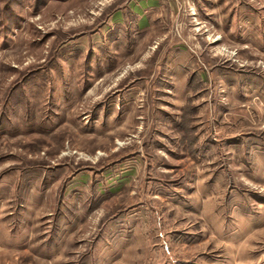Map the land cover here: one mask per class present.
I'll list each match as a JSON object with an SVG mask.
<instances>
[{
    "label": "rangeland",
    "instance_id": "374dc122",
    "mask_svg": "<svg viewBox=\"0 0 264 264\" xmlns=\"http://www.w3.org/2000/svg\"><path fill=\"white\" fill-rule=\"evenodd\" d=\"M140 1L0 0V264H264V0Z\"/></svg>",
    "mask_w": 264,
    "mask_h": 264
},
{
    "label": "crops",
    "instance_id": "0c3cea01",
    "mask_svg": "<svg viewBox=\"0 0 264 264\" xmlns=\"http://www.w3.org/2000/svg\"><path fill=\"white\" fill-rule=\"evenodd\" d=\"M138 7H139V9H141V10H146V8H147V5L141 0L140 2H139V4H138ZM139 9H137L138 10V19H137V23L138 24H144V22L145 21H143V20H145V19H147L146 17H145V13L144 14H142L141 13V11L139 10Z\"/></svg>",
    "mask_w": 264,
    "mask_h": 264
}]
</instances>
